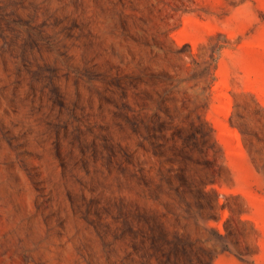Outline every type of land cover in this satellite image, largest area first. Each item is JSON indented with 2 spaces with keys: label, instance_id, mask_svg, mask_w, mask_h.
<instances>
[{
  "label": "rangeland",
  "instance_id": "rangeland-1",
  "mask_svg": "<svg viewBox=\"0 0 264 264\" xmlns=\"http://www.w3.org/2000/svg\"><path fill=\"white\" fill-rule=\"evenodd\" d=\"M0 264H264V0H0Z\"/></svg>",
  "mask_w": 264,
  "mask_h": 264
}]
</instances>
